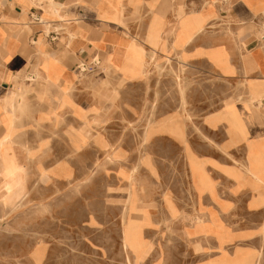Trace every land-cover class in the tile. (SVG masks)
I'll return each instance as SVG.
<instances>
[{
    "label": "rangeland",
    "instance_id": "obj_1",
    "mask_svg": "<svg viewBox=\"0 0 264 264\" xmlns=\"http://www.w3.org/2000/svg\"><path fill=\"white\" fill-rule=\"evenodd\" d=\"M163 3L155 1L157 7ZM215 5L216 0L203 1L187 11L205 7L209 19ZM173 6L166 19L155 16L154 32L145 31L146 10L130 25L133 51L142 58L139 75L118 77L105 69L80 82L94 108L82 111L76 127L57 107L33 106L14 128L26 92L21 109L11 112L4 108L7 96L1 98L0 121L8 137L1 151L15 169L0 168V264H199L231 241L217 211L200 208L195 181L201 178V157L218 153L227 164L244 162L217 144L224 135L237 144L229 131L206 124L215 126L228 105L249 106L255 86L264 88V81L232 82L205 62H190L186 45L192 38L221 26L187 31ZM101 76L103 85L93 84ZM199 225L206 234L192 235ZM258 264H264V251Z\"/></svg>",
    "mask_w": 264,
    "mask_h": 264
},
{
    "label": "crops",
    "instance_id": "obj_2",
    "mask_svg": "<svg viewBox=\"0 0 264 264\" xmlns=\"http://www.w3.org/2000/svg\"><path fill=\"white\" fill-rule=\"evenodd\" d=\"M142 1L0 0V100L7 96L5 110L11 112L21 104L17 98L10 101L13 89L21 88L17 97L26 90V103L16 112L14 128L18 127L23 110L33 106L57 107V112L76 127L82 111L94 108L90 94L81 88L82 80L89 81L105 69L118 77L139 75L142 59L133 51L135 37L130 36L129 28L143 10L150 16L145 31L154 32L155 15L158 20L166 19L165 12L173 5L176 6L174 16L180 17L187 31L201 32L205 24L209 27L210 23H216L220 29L198 34L186 45L190 62H205L215 75L232 82L237 79L264 81V0H230L229 4L216 0L210 13L214 15L208 19L209 12L202 7L196 11H203L198 20L193 19L195 12L187 9H197L207 0H184L189 2L185 8L179 4L181 0H166L167 4L158 7L157 0H144L152 2L151 5ZM173 23L168 22V26ZM82 67L85 72L79 71ZM83 75L87 77L82 78ZM94 82L103 85L102 76ZM254 92L253 97L259 96V102L251 98L252 103L241 104L240 110L235 104L223 110L222 106L217 124H206L209 129L223 125L229 131L232 142L237 144L230 145L227 135L217 144L233 155L239 154L243 166L227 164L218 153L216 158L195 153L205 160L199 164L201 178L195 181L200 208L211 206L231 230V241L223 244L227 250H220L218 245L220 252H213L215 258L212 255L200 261L202 264H258L264 251V88L255 86ZM3 115L0 109V119ZM91 115L89 112L88 116ZM4 131L0 121V139L7 136ZM2 155L6 156L0 148V162ZM204 228L195 226L191 234L205 233ZM208 237L210 245L216 247L215 237ZM244 242L249 245H240Z\"/></svg>",
    "mask_w": 264,
    "mask_h": 264
},
{
    "label": "bare ground",
    "instance_id": "obj_3",
    "mask_svg": "<svg viewBox=\"0 0 264 264\" xmlns=\"http://www.w3.org/2000/svg\"><path fill=\"white\" fill-rule=\"evenodd\" d=\"M208 1V0H207ZM230 1V0H229ZM229 3V2H228ZM227 3V4H228ZM215 4V3H214ZM203 6V5H202ZM178 8V7H177ZM193 8V7H192ZM157 9V8H156ZM179 9V8H178ZM180 10H181V8H180ZM179 11V10H178ZM177 12V11H176ZM182 12V11H181ZM202 13V10H200L199 12H195V14L193 15V19L194 20H198L200 17H201V14ZM176 14V13H175ZM182 14V13H181ZM156 16V15H155ZM176 16V15H175ZM157 17V16H156ZM112 19V18H111ZM158 19V18H157ZM162 19V18H161ZM176 19H177V17H176ZM179 19V18H178ZM204 20V19H203ZM179 22V21H178ZM156 24V23H155ZM180 26V25H179ZM192 26V25H191ZM264 26V25H263ZM182 28V27H181ZM204 28V27H203ZM170 30V29H169ZM184 31V30H183ZM198 31V30H197ZM157 32H159V30L157 31ZM124 33H125V31H124ZM192 34H194V33H192ZM191 34V35H192ZM146 36V35H145ZM144 36V37H145ZM154 36V34L152 35V37ZM176 36V35H175ZM152 37H151V39H152ZM155 37V36H154ZM189 37V36H188ZM147 38H150V37H147ZM146 38V39H147ZM181 39V38H180ZM150 40V39H149ZM171 40V39H170ZM179 40V39H178ZM177 40V41H178ZM125 41V40H124ZM123 41V42H124ZM148 41V40H147ZM152 41H153V39H152ZM176 41V42H177ZM154 43V42H153ZM180 43V42H179ZM187 43V42H186ZM129 44V43H128ZM136 44V43H135ZM131 45V44H130ZM163 45V44H162ZM131 47V46H130ZM127 48V47H126ZM151 49V48H150ZM124 50V49H123ZM180 52V51H179ZM167 53V52H166ZM129 55V54H128ZM130 56V55H129ZM146 56V55H145ZM133 57V56H132ZM148 57V56H147ZM50 58V57H49ZM132 59V58H131ZM134 59V58H133ZM140 59H142V58H140ZM54 60V59H53ZM134 61H135V59H134ZM141 61V60H140ZM139 62V61H138ZM157 64V63H156ZM146 68V67H145ZM142 70V69H141ZM142 75V74H141ZM141 78V77H140ZM54 81V80H53ZM22 82V81H21ZM12 88H14V87H12ZM14 91L11 93V97H10V101L11 100H15L16 98L19 100L20 99V101L22 102V100H23V98H24V94H25V92H26V90L25 91H23L24 93H23V95H21V96H18L17 97V95H18V93H20L22 90H21V88H15V89H13ZM182 90V89H181ZM255 94V93H254ZM259 94V93H258ZM257 94V95H258ZM262 97H263V95H261ZM252 100H254V101H258L259 102V100H260V97L259 96H257V97H252ZM23 103V102H22ZM19 109H21L20 107H19ZM227 110V109H226ZM226 113V112H225ZM169 124V123H168ZM13 127V126H12ZM175 127V126H174ZM173 127V128H174ZM13 130V129H12ZM15 130V129H14ZM16 132V131H15ZM178 135H179V133H177ZM11 135H12V132H11ZM180 136V135H179ZM7 140H8V137L6 136V137H4L3 139H0V148H2L4 145H5V143L7 142ZM12 143V142H11ZM24 149H26V147L24 148ZM4 153H5V155H7V152L4 150L3 151ZM32 153V152H31ZM193 162V161H192ZM201 162V161H200ZM202 163V162H201ZM2 166H6L5 168H2ZM200 166H201V164H200ZM0 167L2 168V169H4V170H8V169H15V163H14V161H13V159L12 158H10V157H8L7 159H4V158H2V160H1V162H0ZM226 170V169H225ZM15 171V170H14ZM27 171V170H26ZM205 171V170H204ZM25 172V171H24ZM244 173V172H243ZM28 174V173H27ZM230 174H231V172H230ZM237 174V173H236ZM43 175V174H42ZM241 177V176H240ZM208 180V179H207ZM236 181V180H235ZM26 183V182H25ZM24 183V184H25ZM246 184V183H245ZM7 186V185H6ZM20 187V186H19ZM27 189V188H26ZM14 191V190H13ZM9 195V194H8ZM16 195H18V194H16ZM22 195H24V194H22ZM168 196V195H167ZM16 197V196H15ZM132 198V197H131ZM1 199V198H0ZM5 199V198H4ZM20 199V198H19ZM197 201V200H196ZM216 201V200H215ZM219 201V200H218ZM217 201V202H218ZM5 202H6V200H5ZM196 203V202H195ZM173 204V203H172ZM197 205V204H196ZM202 205V204H201ZM11 207H13V206H11ZM195 207V206H194ZM206 208V207H205ZM225 210V209H224ZM179 211V210H178ZM196 211V210H195ZM134 213H136L135 211H134ZM197 213V212H196ZM177 214V213H176ZM204 214V213H203ZM219 215V214H218ZM171 216V215H170ZM205 216H207V215H205ZM132 217V216H131ZM172 217V216H171ZM139 218V217H138ZM138 218H136L137 220H138ZM182 218V217H181ZM132 219V218H131ZM140 219V218H139ZM180 219V218H179ZM141 220V219H140ZM139 220V221H140ZM187 220V219H186ZM125 221V220H124ZM138 221V222H139ZM193 221V220H192ZM207 221V220H206ZM220 221V220H219ZM173 224V223H172ZM170 225V224H169ZM213 229V228H212ZM206 232V231H205ZM210 232H211V230H210ZM183 233V232H182ZM209 233V232H208ZM206 234V233H205ZM142 235V234H141ZM199 238V237H198ZM143 239V238H142ZM203 239V238H202ZM197 240H199V239H197ZM129 241V240H128ZM138 244V243H137ZM146 245V244H145ZM221 245H222V243H221ZM204 247V246H203ZM145 249V248H144ZM216 249H217V247H216ZM149 250V249H148ZM223 250H227V249H223ZM142 251V250H141ZM243 251V250H242ZM245 251V250H244ZM128 252V251H127ZM143 252V251H142ZM140 255V254H139ZM227 255V254H226ZM236 256V255H235ZM238 256V255H237ZM252 256V255H251ZM133 257H134V255H133ZM139 257V256H138ZM213 258H215L214 257V255H213ZM234 258V257H233ZM237 258V257H236ZM235 258V259H236ZM239 258V257H238ZM247 258V257H246ZM209 259V258H208ZM242 260H243V258H241ZM207 261V260H206ZM228 261V260H227ZM233 261V260H232ZM231 261V262H232ZM241 261V260H240ZM245 261V260H244ZM254 261V260H253ZM224 262V261H223ZM200 263V262H199ZM203 262H201L200 264H202ZM217 263V262H216ZM221 263V262H220ZM219 263V264H220ZM225 263H226V261H225ZM242 263V262H241ZM227 264H228V262H227Z\"/></svg>",
    "mask_w": 264,
    "mask_h": 264
},
{
    "label": "built area",
    "instance_id": "obj_4",
    "mask_svg": "<svg viewBox=\"0 0 264 264\" xmlns=\"http://www.w3.org/2000/svg\"><path fill=\"white\" fill-rule=\"evenodd\" d=\"M79 71L85 72V67L79 68Z\"/></svg>",
    "mask_w": 264,
    "mask_h": 264
}]
</instances>
